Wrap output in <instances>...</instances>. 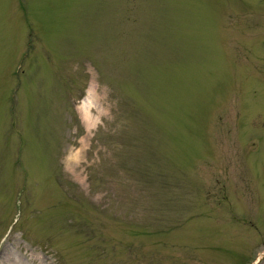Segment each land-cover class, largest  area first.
Returning a JSON list of instances; mask_svg holds the SVG:
<instances>
[{"label": "rangeland", "instance_id": "1", "mask_svg": "<svg viewBox=\"0 0 264 264\" xmlns=\"http://www.w3.org/2000/svg\"><path fill=\"white\" fill-rule=\"evenodd\" d=\"M0 264H264V0H0Z\"/></svg>", "mask_w": 264, "mask_h": 264}, {"label": "bare ground", "instance_id": "2", "mask_svg": "<svg viewBox=\"0 0 264 264\" xmlns=\"http://www.w3.org/2000/svg\"><path fill=\"white\" fill-rule=\"evenodd\" d=\"M92 98H93V91L90 88L88 89L87 97L84 99L83 105H82L85 115H88L89 108L92 104Z\"/></svg>", "mask_w": 264, "mask_h": 264}]
</instances>
